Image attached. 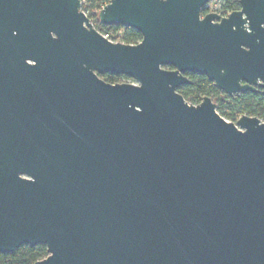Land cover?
Segmentation results:
<instances>
[{"label": "water", "instance_id": "95a60500", "mask_svg": "<svg viewBox=\"0 0 264 264\" xmlns=\"http://www.w3.org/2000/svg\"><path fill=\"white\" fill-rule=\"evenodd\" d=\"M209 1L109 0L98 20L139 31L129 44L81 0H0V252L264 264V121L177 91L189 71L264 95V0L201 17Z\"/></svg>", "mask_w": 264, "mask_h": 264}, {"label": "trees", "instance_id": "16d2710c", "mask_svg": "<svg viewBox=\"0 0 264 264\" xmlns=\"http://www.w3.org/2000/svg\"><path fill=\"white\" fill-rule=\"evenodd\" d=\"M109 0H82L81 8L88 14L92 25L97 30H106L115 32L123 31L124 43H137L141 39V33L132 27L116 24H102L97 17L101 5ZM223 8L230 10L237 5V0H224ZM109 79L100 75L105 81L110 83L121 82L122 78H128L125 75H114L107 73ZM177 91L184 99L197 104L202 97L209 96L216 103L218 113L229 121H235L240 115L256 116L264 120V95L250 91L238 92L233 95H227L224 91L217 88L211 80L204 74H191V83L180 86ZM47 255L46 247L43 244L31 246L22 244L12 252H0V264H34L38 259Z\"/></svg>", "mask_w": 264, "mask_h": 264}, {"label": "flooded vegetation", "instance_id": "af4514ba", "mask_svg": "<svg viewBox=\"0 0 264 264\" xmlns=\"http://www.w3.org/2000/svg\"><path fill=\"white\" fill-rule=\"evenodd\" d=\"M219 1V4L217 6H212L210 7L209 6V2H207L205 4V6L202 8L201 10V17H203L204 15L208 14V13H216L220 18L221 17H225L227 16L231 11L233 10H237L240 8V5H239V0H237V5L236 7L230 9V10H226L225 8H223V5L225 4V1L224 0H218ZM211 2H213V0H211ZM219 18V19H220ZM219 19H217L216 21H218ZM168 68H173V67H168ZM192 73H196V72H189V71H186L184 72L183 74L189 79V83H191V74ZM196 74H199V73H196ZM100 75H103L104 76V79L107 78L109 79V75H107V73H103V74H100ZM206 76V75H205ZM207 77V76H206ZM102 78V77H101ZM208 78V77H207ZM103 79V78H102ZM103 79V80H104ZM107 82V81H106ZM122 82V81H121ZM116 83V82H115ZM187 83V84H189ZM183 85H186V84H183ZM181 85V86H183ZM180 87V86H179ZM246 92V91H245ZM251 92V91H250ZM253 93H259V92H253ZM261 94V93H259ZM263 95V94H261Z\"/></svg>", "mask_w": 264, "mask_h": 264}, {"label": "built area", "instance_id": "2783aa9c", "mask_svg": "<svg viewBox=\"0 0 264 264\" xmlns=\"http://www.w3.org/2000/svg\"><path fill=\"white\" fill-rule=\"evenodd\" d=\"M109 2V1H108ZM108 2H105L104 4L101 5V8ZM82 4V0H81ZM82 9V8H81ZM84 13L88 16V14L84 11ZM91 22V21H90ZM92 23V22H91ZM94 27V26H93ZM105 38L109 39L112 42H122L123 41V31L122 30H117L115 32L112 31H106V30H98ZM264 121V120H262Z\"/></svg>", "mask_w": 264, "mask_h": 264}, {"label": "rangeland", "instance_id": "374dc122", "mask_svg": "<svg viewBox=\"0 0 264 264\" xmlns=\"http://www.w3.org/2000/svg\"><path fill=\"white\" fill-rule=\"evenodd\" d=\"M219 4V1L218 0H213V2H209V6L212 7V6H217ZM122 82H129V83H136L135 80L133 79H128V78H122Z\"/></svg>", "mask_w": 264, "mask_h": 264}]
</instances>
